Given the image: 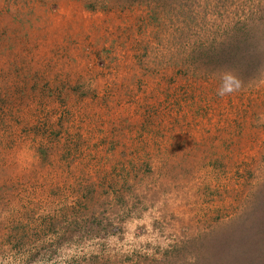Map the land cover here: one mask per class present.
Masks as SVG:
<instances>
[{
    "label": "rangeland",
    "instance_id": "1",
    "mask_svg": "<svg viewBox=\"0 0 264 264\" xmlns=\"http://www.w3.org/2000/svg\"><path fill=\"white\" fill-rule=\"evenodd\" d=\"M0 264H264V0H0Z\"/></svg>",
    "mask_w": 264,
    "mask_h": 264
},
{
    "label": "clouds",
    "instance_id": "2",
    "mask_svg": "<svg viewBox=\"0 0 264 264\" xmlns=\"http://www.w3.org/2000/svg\"><path fill=\"white\" fill-rule=\"evenodd\" d=\"M227 91H231V89H227ZM224 93L223 92H221V95H223Z\"/></svg>",
    "mask_w": 264,
    "mask_h": 264
}]
</instances>
